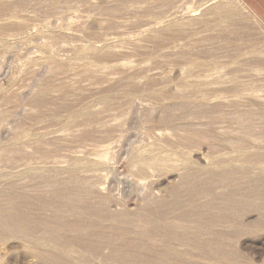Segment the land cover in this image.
Here are the masks:
<instances>
[{
    "label": "rangeland",
    "instance_id": "374dc122",
    "mask_svg": "<svg viewBox=\"0 0 264 264\" xmlns=\"http://www.w3.org/2000/svg\"><path fill=\"white\" fill-rule=\"evenodd\" d=\"M0 237V264H264V21L0 0Z\"/></svg>",
    "mask_w": 264,
    "mask_h": 264
},
{
    "label": "crops",
    "instance_id": "0c3cea01",
    "mask_svg": "<svg viewBox=\"0 0 264 264\" xmlns=\"http://www.w3.org/2000/svg\"><path fill=\"white\" fill-rule=\"evenodd\" d=\"M251 11L264 21V0H242Z\"/></svg>",
    "mask_w": 264,
    "mask_h": 264
},
{
    "label": "bare ground",
    "instance_id": "6f19581e",
    "mask_svg": "<svg viewBox=\"0 0 264 264\" xmlns=\"http://www.w3.org/2000/svg\"><path fill=\"white\" fill-rule=\"evenodd\" d=\"M257 158V157H256ZM74 170V169H73ZM78 172V171H77ZM79 173V172H78ZM9 230H11V228L9 229ZM1 238V237H0Z\"/></svg>",
    "mask_w": 264,
    "mask_h": 264
}]
</instances>
